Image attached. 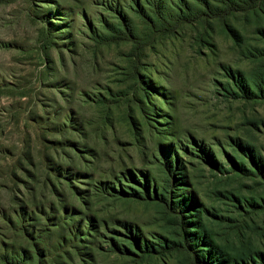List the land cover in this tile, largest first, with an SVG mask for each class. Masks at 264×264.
<instances>
[{"label": "rangeland", "instance_id": "obj_1", "mask_svg": "<svg viewBox=\"0 0 264 264\" xmlns=\"http://www.w3.org/2000/svg\"><path fill=\"white\" fill-rule=\"evenodd\" d=\"M183 1L0 0V264H264V0Z\"/></svg>", "mask_w": 264, "mask_h": 264}, {"label": "trees", "instance_id": "obj_2", "mask_svg": "<svg viewBox=\"0 0 264 264\" xmlns=\"http://www.w3.org/2000/svg\"><path fill=\"white\" fill-rule=\"evenodd\" d=\"M199 4H201L202 6H204V7H206L208 10H209V4H208V1L207 0H196ZM230 6L233 4V3H235V0H225ZM182 3H183V8H182V10H181V12H180V15H179V17L180 18H184L185 16H186V19L187 18H189V19H196V20H199L198 18H193V16H195V17H201V16H203V15H206L207 13L204 11V12H202V10L200 9V8H195V7H193V4H190V3H188L187 1H183L182 0ZM219 12H221V11H218L217 13H216V15H218V13ZM141 13H142V16L144 17H148L147 15H146V13L145 12H143L142 10H141ZM122 18H121V26H122V31L126 34V35H128L129 37H131V38H134V32H133V29H132V27H131V25H130V23H128V21H127V18H126V16H124V15H122L121 16ZM221 20L222 21H224V17H222L221 18ZM188 21H191V20H188ZM168 170H169V174L172 176V179L173 180H175V181H177L176 179V175L174 174V173H172L173 172V166H170L169 168H168ZM114 193H115V191H114ZM123 194H125V193H123ZM127 195V194H126ZM133 195H134V197L135 198H138V199H142L141 197V194H139L137 191H133ZM148 195V194H147ZM155 196L157 197V198H160L164 203H169L170 205H171V208L175 211V212H182V210L184 209V208H186L187 207V205H186V203H185V201H184V203H182V202H169V200L168 199H164V198H161V197H159L158 195H156L155 194ZM197 219L199 220V218L197 217ZM193 224L194 225H199L200 226V222L199 221H193ZM184 230L185 231H187V229H188V224H186V222H185V224H184ZM192 235L193 234H189V233H187L186 232V237H185V239H186V243H187V246H184L183 248H185V250L187 251V252H195V250L197 249V246H195L196 244H195V240L193 241V244L191 245V237H192ZM203 237L205 238L206 236L204 235V233H203ZM201 239H202V237H200ZM198 241V240H197ZM213 249V248H212ZM197 252H198V250H196ZM197 252H195L196 254H197ZM216 253V251L213 249V250H211L209 253H207L210 257L213 255V254H215ZM209 256L206 258V256H204L203 258H202V263H204V264H210V261H209ZM262 258L264 259V256L262 255ZM200 261H201V258H200Z\"/></svg>", "mask_w": 264, "mask_h": 264}]
</instances>
